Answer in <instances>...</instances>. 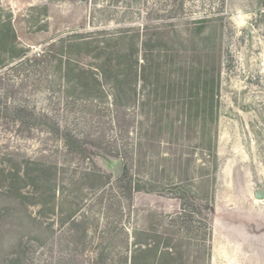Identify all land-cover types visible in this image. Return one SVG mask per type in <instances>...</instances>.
I'll return each instance as SVG.
<instances>
[{
  "label": "rangeland",
  "instance_id": "obj_1",
  "mask_svg": "<svg viewBox=\"0 0 264 264\" xmlns=\"http://www.w3.org/2000/svg\"><path fill=\"white\" fill-rule=\"evenodd\" d=\"M261 186L264 0H0V264H264Z\"/></svg>",
  "mask_w": 264,
  "mask_h": 264
},
{
  "label": "trees",
  "instance_id": "obj_2",
  "mask_svg": "<svg viewBox=\"0 0 264 264\" xmlns=\"http://www.w3.org/2000/svg\"><path fill=\"white\" fill-rule=\"evenodd\" d=\"M10 33H11L10 29H6V32H4V34H3L4 35V39H8L7 37H9ZM9 38H11V39H8V40H13L14 39L13 33H12V35ZM4 41H6V40H4ZM141 190L142 189H140L138 187L137 188L135 187L133 191L135 192V191H141ZM209 210H210V212L214 211L213 208H210ZM133 246H136V248H135V250H134V252H133V254L131 256L130 264H136V262H138V257L140 255H143V253L145 252L143 247H141L139 245V243H135V244H133Z\"/></svg>",
  "mask_w": 264,
  "mask_h": 264
},
{
  "label": "water",
  "instance_id": "obj_3",
  "mask_svg": "<svg viewBox=\"0 0 264 264\" xmlns=\"http://www.w3.org/2000/svg\"><path fill=\"white\" fill-rule=\"evenodd\" d=\"M82 2L85 0H81ZM116 175L121 171V163H116ZM255 200L262 201L264 200V186H261L257 191L254 192L253 194Z\"/></svg>",
  "mask_w": 264,
  "mask_h": 264
}]
</instances>
